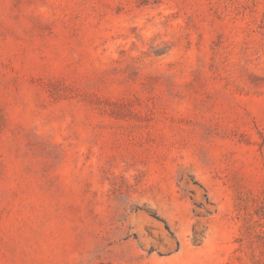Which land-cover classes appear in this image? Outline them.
Masks as SVG:
<instances>
[{"label": "rangeland", "instance_id": "obj_1", "mask_svg": "<svg viewBox=\"0 0 264 264\" xmlns=\"http://www.w3.org/2000/svg\"><path fill=\"white\" fill-rule=\"evenodd\" d=\"M0 264H264V0H0Z\"/></svg>", "mask_w": 264, "mask_h": 264}]
</instances>
